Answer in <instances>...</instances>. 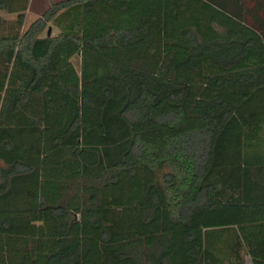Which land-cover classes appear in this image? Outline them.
<instances>
[{
    "label": "trees",
    "instance_id": "1",
    "mask_svg": "<svg viewBox=\"0 0 264 264\" xmlns=\"http://www.w3.org/2000/svg\"><path fill=\"white\" fill-rule=\"evenodd\" d=\"M29 4L0 0V264H264V0Z\"/></svg>",
    "mask_w": 264,
    "mask_h": 264
},
{
    "label": "rangeland",
    "instance_id": "2",
    "mask_svg": "<svg viewBox=\"0 0 264 264\" xmlns=\"http://www.w3.org/2000/svg\"><path fill=\"white\" fill-rule=\"evenodd\" d=\"M58 1V0H30V4L28 7V10L26 11L25 16V22L22 27V32H25L27 28L30 26V24L37 19L39 16H41L51 5L52 2ZM70 16H63L59 20L51 22L47 28V30L44 32V35H46L48 29L51 27L52 34H59L67 27L70 20L72 18H69ZM0 18H3L5 20V24L0 26V35L3 33H7L9 31V26H14L15 20L17 18V14L13 13H7L0 10ZM68 60H71L75 67L80 71L81 70V61L82 56L79 51V48H74V51L68 56ZM250 262V261H249Z\"/></svg>",
    "mask_w": 264,
    "mask_h": 264
},
{
    "label": "water",
    "instance_id": "3",
    "mask_svg": "<svg viewBox=\"0 0 264 264\" xmlns=\"http://www.w3.org/2000/svg\"><path fill=\"white\" fill-rule=\"evenodd\" d=\"M52 34V29L51 27L48 29V36H50Z\"/></svg>",
    "mask_w": 264,
    "mask_h": 264
}]
</instances>
